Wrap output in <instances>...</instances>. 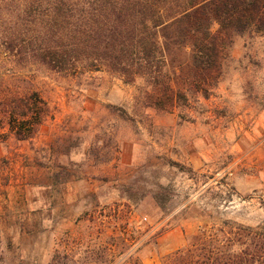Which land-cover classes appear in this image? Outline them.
Wrapping results in <instances>:
<instances>
[{
	"label": "rangeland",
	"instance_id": "1",
	"mask_svg": "<svg viewBox=\"0 0 264 264\" xmlns=\"http://www.w3.org/2000/svg\"><path fill=\"white\" fill-rule=\"evenodd\" d=\"M13 71L51 116L0 143V264H161L228 222L264 246V35L234 37L212 96L174 112L142 78Z\"/></svg>",
	"mask_w": 264,
	"mask_h": 264
},
{
	"label": "trees",
	"instance_id": "2",
	"mask_svg": "<svg viewBox=\"0 0 264 264\" xmlns=\"http://www.w3.org/2000/svg\"><path fill=\"white\" fill-rule=\"evenodd\" d=\"M248 32L264 35V0H0V143L33 141L51 116L15 68L142 78L149 107L174 112L212 96L233 38ZM224 226L161 264H264V246L248 249L250 227Z\"/></svg>",
	"mask_w": 264,
	"mask_h": 264
}]
</instances>
